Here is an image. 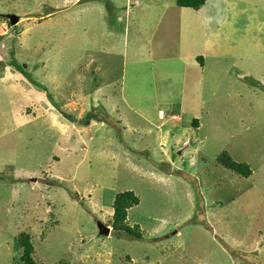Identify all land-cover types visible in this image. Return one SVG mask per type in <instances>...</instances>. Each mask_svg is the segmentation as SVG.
Here are the masks:
<instances>
[{
    "label": "rangeland",
    "instance_id": "374dc122",
    "mask_svg": "<svg viewBox=\"0 0 264 264\" xmlns=\"http://www.w3.org/2000/svg\"><path fill=\"white\" fill-rule=\"evenodd\" d=\"M263 6L0 0V264H264Z\"/></svg>",
    "mask_w": 264,
    "mask_h": 264
},
{
    "label": "trees",
    "instance_id": "16d2710c",
    "mask_svg": "<svg viewBox=\"0 0 264 264\" xmlns=\"http://www.w3.org/2000/svg\"><path fill=\"white\" fill-rule=\"evenodd\" d=\"M205 2H206V0H175L176 6L178 8H180V9H191V10H199V9L203 8L205 6ZM151 19L153 21H155L159 18H158V16H154ZM172 52H173L172 49L168 50L169 55ZM206 56H208V54ZM179 63H181V62H179ZM194 63H195V65L198 64V66L201 67L202 69L205 68V57L201 56V55L197 56L194 59ZM174 64H176V63H174ZM70 123H75V121L71 120ZM192 125H193V127H195V129H197L199 126L198 121L194 120L192 122ZM223 156H224V154H222L220 156V158H218V162L220 164H222L225 167V169H227V170H229L235 174H239L241 176H244L246 178H249L251 176L252 173H251L248 166L238 165V164L232 162L230 160V158H226L223 160L222 159ZM130 194H131L130 192L118 194L116 197L115 204L113 205L112 213H111L113 225H112V221L109 222L110 226L112 225L113 230L119 229L125 225L126 218H127V214H126L127 210L130 208H133V206H137V204H138V199L134 198L133 200H131L129 197ZM130 235H132V234H130ZM18 243L17 244L19 245L20 249L22 250L21 261L23 262V264H35V262L33 261L32 257H31V255L33 254V249H32V246L30 244L29 238L25 235H22L19 237ZM23 253H24V255H23ZM63 264H67V263H63Z\"/></svg>",
    "mask_w": 264,
    "mask_h": 264
},
{
    "label": "crops",
    "instance_id": "0c3cea01",
    "mask_svg": "<svg viewBox=\"0 0 264 264\" xmlns=\"http://www.w3.org/2000/svg\"><path fill=\"white\" fill-rule=\"evenodd\" d=\"M249 5H250V3H248V7H249ZM263 7H264V6H263ZM248 21H249V15H248L247 23H248ZM263 24H264V21H263ZM221 25H222V23H218V21H216L217 29H218V27L221 26ZM247 25H248V24H247ZM176 27H177V26H175V28H176ZM202 30H203V32L206 31V30H207V31H212V30H213V29H212V25H207V24L204 23V24L202 25V27H201V31H202ZM174 33H175V30H174L173 34H174ZM205 41H206V42H205ZM204 42L207 44V45H205L206 48H207V46H208V47H210V48L212 49V47L214 46V43L209 42L208 39H205ZM257 45H259V43H258ZM261 46L263 47L262 49H260V46H259L258 48L256 47V49H255V51H254L255 54L253 55L254 58L264 59L262 56H259V55H258V51H259V50H261V53L264 52V45H261ZM206 48H205V50H206ZM212 50H213V49H212ZM207 54H208V56H206ZM209 55H210V53H209V49H208L207 53H204V52H203V54H201V56H204V57H205V68H203L202 70H201V69H199V70L196 69V71L198 72V74L201 75V76H202V74L204 73L205 70H208V68H207L208 62H207L206 57L208 58ZM223 63L226 64L225 61H224ZM230 63H231L233 66L237 67V64H236L234 61H233V62L231 61ZM212 65H213V64H212ZM200 68H201V67H200ZM250 68L254 69L255 67L253 66V67H250ZM237 69H238V68H237ZM218 70H219V69H218ZM224 71H225V70H224ZM224 71L222 72V75L226 73V72H224ZM226 71H227L228 73H230V72L228 71V69H227ZM239 77H241V76H239ZM241 78H243V77H241ZM201 86H203V83H201ZM203 87H204V86H203ZM199 89H200V88H199ZM200 91H202V89H200ZM200 91H199V92H200ZM160 118H161V117H160ZM178 119H179V118H178ZM171 122H172V121H171ZM166 125L170 126L169 123H168V124H165V126H166ZM198 129H200V127H199ZM159 147L163 148V145L160 143V144H159ZM126 222H127V221H126ZM4 251H6V250H4V249H0V253H2V252H4ZM13 257H14V255H10V256L8 257V261H9V262H12L13 259H14ZM75 264H76V263H75ZM247 264H249V263H247Z\"/></svg>",
    "mask_w": 264,
    "mask_h": 264
},
{
    "label": "bare ground",
    "instance_id": "6f19581e",
    "mask_svg": "<svg viewBox=\"0 0 264 264\" xmlns=\"http://www.w3.org/2000/svg\"><path fill=\"white\" fill-rule=\"evenodd\" d=\"M79 0H77V2H78ZM214 47V49L217 51V53H218V55L219 56H221V57H223V56H227L228 57V59L225 61L226 62V64L227 65H229L230 67H229V69H228V71L229 72H232L231 74H233V75H236V76H240V74H238V72H237V69H236V67L235 66H231V59L229 58V56L226 54V52L224 51H222V55H220L219 54V52H218V50H217V48L218 49H222L221 47H219V46H217V48L215 47V46H213ZM237 68H238V66H237ZM230 74V75H231ZM238 74V75H237ZM234 80H236L235 78H234ZM228 84H229V87H231L232 85H233V82L231 81V80H228ZM213 134H215V133H213ZM212 134V135H213ZM207 135H210V133H208ZM1 256V255H0Z\"/></svg>",
    "mask_w": 264,
    "mask_h": 264
},
{
    "label": "water",
    "instance_id": "95a60500",
    "mask_svg": "<svg viewBox=\"0 0 264 264\" xmlns=\"http://www.w3.org/2000/svg\"><path fill=\"white\" fill-rule=\"evenodd\" d=\"M8 20H9V23H10L11 27L16 26L17 23L19 22V19L16 16H13V15H9L8 16ZM108 231H106V234H107Z\"/></svg>",
    "mask_w": 264,
    "mask_h": 264
},
{
    "label": "clouds",
    "instance_id": "9594fccd",
    "mask_svg": "<svg viewBox=\"0 0 264 264\" xmlns=\"http://www.w3.org/2000/svg\"><path fill=\"white\" fill-rule=\"evenodd\" d=\"M176 116V115H175ZM178 117V116H177ZM161 119H163V118H161ZM172 121V120H171ZM174 122H179V120L178 121H172V123H174ZM166 124H168V122L166 123Z\"/></svg>",
    "mask_w": 264,
    "mask_h": 264
}]
</instances>
